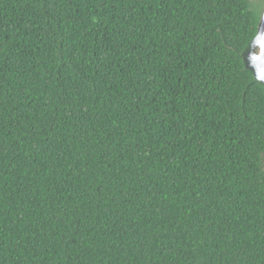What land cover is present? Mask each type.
Masks as SVG:
<instances>
[{
	"label": "trees",
	"instance_id": "16d2710c",
	"mask_svg": "<svg viewBox=\"0 0 264 264\" xmlns=\"http://www.w3.org/2000/svg\"><path fill=\"white\" fill-rule=\"evenodd\" d=\"M264 0H0V264H264Z\"/></svg>",
	"mask_w": 264,
	"mask_h": 264
},
{
	"label": "water",
	"instance_id": "95a60500",
	"mask_svg": "<svg viewBox=\"0 0 264 264\" xmlns=\"http://www.w3.org/2000/svg\"><path fill=\"white\" fill-rule=\"evenodd\" d=\"M246 68L264 83V9L259 18L257 33L242 53Z\"/></svg>",
	"mask_w": 264,
	"mask_h": 264
}]
</instances>
